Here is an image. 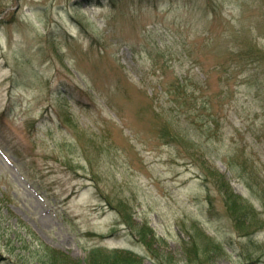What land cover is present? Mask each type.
<instances>
[{
  "label": "rangeland",
  "instance_id": "rangeland-1",
  "mask_svg": "<svg viewBox=\"0 0 264 264\" xmlns=\"http://www.w3.org/2000/svg\"><path fill=\"white\" fill-rule=\"evenodd\" d=\"M125 248L264 264V0H0V264Z\"/></svg>",
  "mask_w": 264,
  "mask_h": 264
},
{
  "label": "trees",
  "instance_id": "trees-1",
  "mask_svg": "<svg viewBox=\"0 0 264 264\" xmlns=\"http://www.w3.org/2000/svg\"><path fill=\"white\" fill-rule=\"evenodd\" d=\"M232 198L236 199L237 202H233L235 200H233ZM226 200H227V202L229 201V206H231V203L234 204V209H232V208H229V209L232 211L233 217L236 220H240L242 218L243 214H245V212H247L248 214L251 213V210H252L251 205H248L247 203L243 202V198L241 196H239V195L234 196L232 194H228V196L226 197ZM235 210H238L241 213L236 214L237 212ZM120 215L122 217V222L127 223L128 226L130 227V224L128 222L129 217L127 216L128 214L125 215V214L120 213ZM132 230L135 231L134 233H136L139 236L138 240L140 242H142L144 245H146L147 250L149 251L150 247L148 245V242H146V239H145L146 233L145 232L149 231L153 235L154 233L151 230V228L148 226L145 229L144 228H140V229L133 228ZM193 244H196V243H193ZM190 246H192V245H190ZM195 248H198V247H195ZM96 250H97L96 248H93L91 254H94V252L97 253ZM109 257H111L113 260H111V258H109ZM103 260L101 261L100 264H102V262H105V260H111V262H110L111 264H141V262H142L141 257L136 255V253L132 252L128 248L113 250V252H111L110 254H107L106 258ZM189 262L192 264H204V262L201 261L200 258H196V257H193V259H190Z\"/></svg>",
  "mask_w": 264,
  "mask_h": 264
}]
</instances>
